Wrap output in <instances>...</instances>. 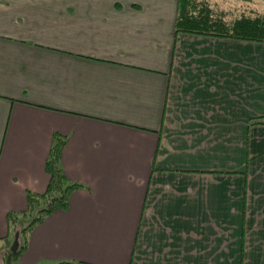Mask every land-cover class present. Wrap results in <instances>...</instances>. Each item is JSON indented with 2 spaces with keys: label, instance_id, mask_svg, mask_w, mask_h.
Here are the masks:
<instances>
[{
  "label": "crops",
  "instance_id": "1",
  "mask_svg": "<svg viewBox=\"0 0 264 264\" xmlns=\"http://www.w3.org/2000/svg\"><path fill=\"white\" fill-rule=\"evenodd\" d=\"M178 0H0V240L59 164L82 187L15 264H264V43L176 32Z\"/></svg>",
  "mask_w": 264,
  "mask_h": 264
},
{
  "label": "trees",
  "instance_id": "2",
  "mask_svg": "<svg viewBox=\"0 0 264 264\" xmlns=\"http://www.w3.org/2000/svg\"><path fill=\"white\" fill-rule=\"evenodd\" d=\"M174 27L176 32L192 35L264 43V14L240 15L228 21L222 12L215 11L205 1L178 0ZM250 121L253 124H264V115L254 117ZM64 144L65 139L55 134L45 163V169L49 174L48 185L42 193L28 192L26 209L17 212L22 217L35 210L37 215L25 227L18 230L17 233L22 235L24 240L18 243L16 252L8 251V263L14 261L25 249L31 229L53 211L68 208L70 195L82 187L81 184L68 179L60 167L59 159ZM12 213L7 214L8 222L14 221ZM55 264H68V262Z\"/></svg>",
  "mask_w": 264,
  "mask_h": 264
},
{
  "label": "rangeland",
  "instance_id": "3",
  "mask_svg": "<svg viewBox=\"0 0 264 264\" xmlns=\"http://www.w3.org/2000/svg\"><path fill=\"white\" fill-rule=\"evenodd\" d=\"M205 1L212 9L217 12H222L225 19L228 21L240 15L254 16L264 14V0H199ZM13 222H9L10 233L7 238L0 240V264H15L8 263V251L10 250L15 235L18 230L25 227L36 215L34 210L30 214L20 217L17 212H13ZM24 237L18 236V243H22Z\"/></svg>",
  "mask_w": 264,
  "mask_h": 264
},
{
  "label": "water",
  "instance_id": "4",
  "mask_svg": "<svg viewBox=\"0 0 264 264\" xmlns=\"http://www.w3.org/2000/svg\"><path fill=\"white\" fill-rule=\"evenodd\" d=\"M18 236H19V234L17 233V234L15 235V239H14V241H13V244H12V246H11V248H10V251H11L12 253H14V252L17 251V248H18Z\"/></svg>",
  "mask_w": 264,
  "mask_h": 264
}]
</instances>
